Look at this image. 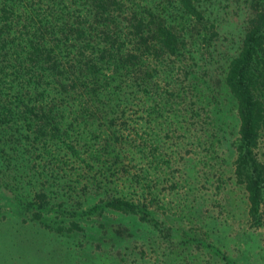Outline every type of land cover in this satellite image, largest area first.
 <instances>
[{"label":"trees","instance_id":"trees-1","mask_svg":"<svg viewBox=\"0 0 264 264\" xmlns=\"http://www.w3.org/2000/svg\"><path fill=\"white\" fill-rule=\"evenodd\" d=\"M231 3L245 16L226 50L215 11ZM263 149L264 0H0L3 219L69 234L108 212L167 238L166 205L228 181L262 227Z\"/></svg>","mask_w":264,"mask_h":264},{"label":"rangeland","instance_id":"rangeland-1","mask_svg":"<svg viewBox=\"0 0 264 264\" xmlns=\"http://www.w3.org/2000/svg\"><path fill=\"white\" fill-rule=\"evenodd\" d=\"M215 16L224 38H219V47L233 50L244 9H236L231 3L226 8H217ZM221 118L227 129H235L232 113L222 114ZM222 144L220 152L227 153V158L228 146ZM207 187L196 183V189H191L186 197L187 206L179 203L176 209L166 205L168 214L159 216L174 228L167 238L134 218L108 212L98 219H79L82 232L58 234L29 220L21 221L8 210L4 219L0 216V264H264V226L250 224L239 189L228 181L218 194ZM169 198L178 203L177 196L164 193V200ZM178 207L183 211H177ZM97 220L108 227L120 224L126 230H120V237L99 232ZM193 225L200 229H194ZM203 233L211 247L196 250L192 244L181 242L184 235L198 237Z\"/></svg>","mask_w":264,"mask_h":264}]
</instances>
